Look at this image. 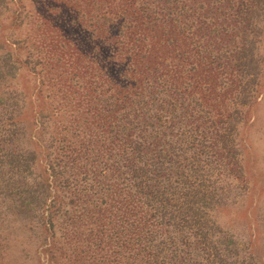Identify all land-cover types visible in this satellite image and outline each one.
I'll return each instance as SVG.
<instances>
[{"label":"trees","instance_id":"trees-1","mask_svg":"<svg viewBox=\"0 0 264 264\" xmlns=\"http://www.w3.org/2000/svg\"><path fill=\"white\" fill-rule=\"evenodd\" d=\"M41 1L67 24L84 94L67 90L57 134L40 112L27 147H11L23 126L3 133L1 209L32 264H257L216 211L251 191L264 0ZM0 6L23 23V0ZM11 53L0 71L23 61Z\"/></svg>","mask_w":264,"mask_h":264},{"label":"rangeland","instance_id":"rangeland-1","mask_svg":"<svg viewBox=\"0 0 264 264\" xmlns=\"http://www.w3.org/2000/svg\"><path fill=\"white\" fill-rule=\"evenodd\" d=\"M23 2L24 21L21 25L17 24L18 21L12 24L4 17L0 6V54L10 50L12 58L17 55L23 59L22 62L15 60L10 71H0V144L5 142V130L10 134L16 126H23L26 133L21 134L16 129L12 134L11 147L16 150L30 144L26 135L37 113H41L45 122L48 138L65 125L63 117L66 112L61 108L70 97L67 90H74L75 102L83 103L84 94L80 67L73 59L76 52L68 45L67 31L61 33L58 29L67 24H59L55 7L43 5L41 0ZM260 50L264 53V35ZM262 86L264 94V76ZM55 107L61 118H58ZM251 113L252 116L256 113L251 120L253 123L245 124L242 129L243 163L251 191L240 201L219 208L216 215L225 228L238 236L244 248L242 251L249 253L250 259L257 264H264V95ZM18 227V220L10 221L0 204V264L34 262L32 246Z\"/></svg>","mask_w":264,"mask_h":264}]
</instances>
